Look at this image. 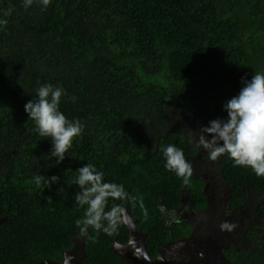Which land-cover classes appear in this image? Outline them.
Returning <instances> with one entry per match:
<instances>
[{
  "label": "trees",
  "instance_id": "obj_1",
  "mask_svg": "<svg viewBox=\"0 0 264 264\" xmlns=\"http://www.w3.org/2000/svg\"><path fill=\"white\" fill-rule=\"evenodd\" d=\"M23 2L0 0V264H42L71 248L86 208L75 204L74 181L86 163L124 186L129 199L115 203L147 233L153 257L183 230L164 226L161 203L177 206L186 189L195 207L205 204L201 179L194 172L185 185L163 149L175 145L190 162L199 128L226 119L242 78L264 73V0H51L44 11ZM46 83L66 90L60 111L85 125L60 164L24 108ZM219 168L230 206L254 195L262 222L247 230L256 249L238 261L264 264V177L227 154ZM38 174L60 180L37 186ZM126 240L124 225L111 236L89 228L79 264H127L110 247Z\"/></svg>",
  "mask_w": 264,
  "mask_h": 264
},
{
  "label": "clouds",
  "instance_id": "obj_2",
  "mask_svg": "<svg viewBox=\"0 0 264 264\" xmlns=\"http://www.w3.org/2000/svg\"><path fill=\"white\" fill-rule=\"evenodd\" d=\"M34 2H38L44 11L51 0H24L23 7L27 9ZM13 11L10 8L4 15L11 16ZM6 24L7 20L0 19V25ZM242 85L238 95L223 105L227 118L210 120L208 126L199 128L198 145L206 151L210 161L215 162L227 154L234 166L250 168L256 176L264 177V73H255L250 80L242 78ZM66 95L63 87L46 83L37 89V98L24 105L38 134L51 139L50 157H56V164L65 159L74 140L82 137L85 128L79 119L70 120L60 111L61 99ZM69 99L75 102L77 97L73 95ZM163 155L166 169L188 185L194 167L186 159L183 150L169 144L163 149ZM77 172L74 183L80 190L76 192L74 201L78 207L86 206L83 218L75 222L81 235L86 236L89 228L97 235L101 231L110 236L117 233L120 226L128 222V216L126 208L115 201L128 200V192L122 184L105 182L104 173L92 164L86 163ZM34 180L37 186L43 182L45 188H51L53 183L59 182L60 177L53 175L45 178L38 174ZM110 200L113 204L109 209ZM47 203H51V197ZM235 227L227 221L220 225L221 231H232Z\"/></svg>",
  "mask_w": 264,
  "mask_h": 264
},
{
  "label": "flooded vegetation",
  "instance_id": "obj_3",
  "mask_svg": "<svg viewBox=\"0 0 264 264\" xmlns=\"http://www.w3.org/2000/svg\"><path fill=\"white\" fill-rule=\"evenodd\" d=\"M219 159L206 168L209 169L211 167L208 172H216L210 173L209 177L207 173L194 167L195 177H199L202 181L200 193L205 200L203 207H195L193 198L188 194L186 189L182 190L177 206L168 207L161 203L159 210L163 218L164 226L168 229L177 224L183 227L182 233L179 236L173 237L172 233H170L163 243L182 238L185 239L188 242L190 251L196 257L200 258L199 264H250L245 260L239 262L238 255L256 249L255 244L247 236V230L253 226V221L249 225L243 222L237 224L234 214L244 206L245 202L236 206H230L231 190L220 174ZM125 208L127 209V207ZM227 211L230 212V215L227 214ZM3 220V218H0V223ZM225 221L236 225V227L240 225L243 229L237 227L238 230L221 231L220 225ZM254 221H257L255 223L256 225L262 224L255 216ZM143 232L146 233L145 231ZM161 244H157V247ZM65 251L61 252L59 260L44 259L41 263L63 264L62 254ZM154 256L155 253L151 258H154Z\"/></svg>",
  "mask_w": 264,
  "mask_h": 264
},
{
  "label": "water",
  "instance_id": "obj_4",
  "mask_svg": "<svg viewBox=\"0 0 264 264\" xmlns=\"http://www.w3.org/2000/svg\"><path fill=\"white\" fill-rule=\"evenodd\" d=\"M127 210V209H126ZM128 222L123 224L128 238L125 243L113 242L112 251L127 264H199L200 258L190 251L185 239L168 241L159 245L151 258L146 248V233L136 224L127 210ZM84 236L73 238L72 246L62 254L63 264H79L84 255Z\"/></svg>",
  "mask_w": 264,
  "mask_h": 264
},
{
  "label": "rangeland",
  "instance_id": "obj_5",
  "mask_svg": "<svg viewBox=\"0 0 264 264\" xmlns=\"http://www.w3.org/2000/svg\"><path fill=\"white\" fill-rule=\"evenodd\" d=\"M190 162L192 163L193 167H195L199 170H202V172H204V173H207L208 177L210 176V173H216L215 171L208 172V170L211 167L209 169H206L208 167V165H210L211 163H214V162L207 159L206 151H204L200 146L197 149V152L191 158ZM256 200H257L256 196L252 195L250 198V201L246 202L244 204V206H242V208L234 214V218L237 220V224H241V222H243V223H248V225H249V224H251V221H253L252 224L256 225L255 223H257V221H254V216L251 215L252 208H253L254 202ZM227 214L230 215V212L227 211ZM237 227H240V225ZM237 227L234 228V230L235 229L238 230ZM240 228H242V227H240Z\"/></svg>",
  "mask_w": 264,
  "mask_h": 264
}]
</instances>
